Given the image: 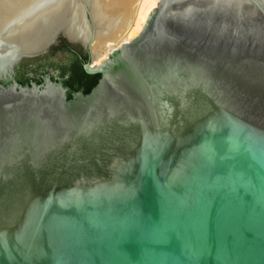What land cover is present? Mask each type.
<instances>
[{
  "label": "water",
  "instance_id": "95a60500",
  "mask_svg": "<svg viewBox=\"0 0 264 264\" xmlns=\"http://www.w3.org/2000/svg\"><path fill=\"white\" fill-rule=\"evenodd\" d=\"M138 1L0 0V264H264V0H160L93 66ZM61 40L88 94L19 80Z\"/></svg>",
  "mask_w": 264,
  "mask_h": 264
},
{
  "label": "trees",
  "instance_id": "16d2710c",
  "mask_svg": "<svg viewBox=\"0 0 264 264\" xmlns=\"http://www.w3.org/2000/svg\"><path fill=\"white\" fill-rule=\"evenodd\" d=\"M58 50H64L71 54L73 61L69 66L60 64L61 59L57 58L56 54ZM75 50L65 40H61L59 45L52 46L46 55L24 61L17 71L19 80L23 83L30 82L29 73L36 75L40 74V71L58 66L61 69V78L64 86L67 88L69 98L75 91H83L85 94H88L97 85L100 77L98 75L90 76L84 72L83 61L78 57ZM69 73L70 76L66 78V75ZM40 81L41 79L38 82Z\"/></svg>",
  "mask_w": 264,
  "mask_h": 264
},
{
  "label": "bare ground",
  "instance_id": "6f19581e",
  "mask_svg": "<svg viewBox=\"0 0 264 264\" xmlns=\"http://www.w3.org/2000/svg\"><path fill=\"white\" fill-rule=\"evenodd\" d=\"M157 2H160V0H139L133 21L127 31L116 42L107 41L106 47L100 51L101 56L97 60H93L92 65L99 66L102 61L109 57L108 54L120 48L123 43L131 42L136 38L142 31L150 12L157 8Z\"/></svg>",
  "mask_w": 264,
  "mask_h": 264
},
{
  "label": "flooded vegetation",
  "instance_id": "af4514ba",
  "mask_svg": "<svg viewBox=\"0 0 264 264\" xmlns=\"http://www.w3.org/2000/svg\"><path fill=\"white\" fill-rule=\"evenodd\" d=\"M75 52L77 53V55H78V57H79L80 59H83V60H84L83 55L81 54L80 50L77 49V50H75ZM81 57H82V58H81ZM57 58H58V57H57ZM53 70H54V69H53ZM54 71H55V70H54ZM45 73H47V69H46L45 71H40V74H36V75H35V80L39 81ZM69 76H70V73L66 75V78H68ZM52 78H53V79L60 80V81L63 82V80H62V78H61V73H60V74L58 73L57 76L52 75ZM23 81H25V80H23Z\"/></svg>",
  "mask_w": 264,
  "mask_h": 264
}]
</instances>
